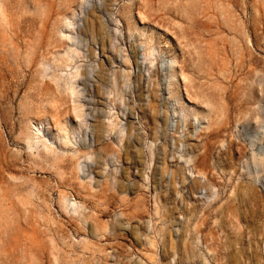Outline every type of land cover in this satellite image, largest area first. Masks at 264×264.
Masks as SVG:
<instances>
[{"label":"rangeland","instance_id":"374dc122","mask_svg":"<svg viewBox=\"0 0 264 264\" xmlns=\"http://www.w3.org/2000/svg\"><path fill=\"white\" fill-rule=\"evenodd\" d=\"M0 264H264V0H0Z\"/></svg>","mask_w":264,"mask_h":264}]
</instances>
